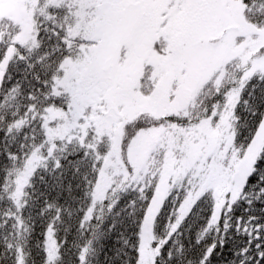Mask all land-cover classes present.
<instances>
[{
	"label": "snow or ice",
	"instance_id": "obj_1",
	"mask_svg": "<svg viewBox=\"0 0 264 264\" xmlns=\"http://www.w3.org/2000/svg\"><path fill=\"white\" fill-rule=\"evenodd\" d=\"M0 264H264V0H0Z\"/></svg>",
	"mask_w": 264,
	"mask_h": 264
}]
</instances>
